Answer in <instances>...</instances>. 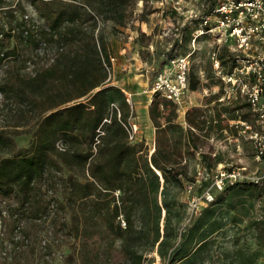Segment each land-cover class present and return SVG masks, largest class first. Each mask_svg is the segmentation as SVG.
<instances>
[{
    "label": "trees",
    "instance_id": "obj_1",
    "mask_svg": "<svg viewBox=\"0 0 264 264\" xmlns=\"http://www.w3.org/2000/svg\"><path fill=\"white\" fill-rule=\"evenodd\" d=\"M24 2L36 11L35 31L22 16ZM133 2L0 0V264H143L153 261L151 251L162 264H197L203 252L213 264L257 259L259 252L249 258L239 246L222 249L217 237L227 222L214 202L253 182L225 185L198 215L169 189L194 181L189 162L196 152L205 169L214 166L200 150L206 136L191 124L194 108L183 125L176 104L154 92L153 149L130 137L134 110L110 82L113 55L99 21L124 26ZM203 4L196 28L216 0ZM41 42L43 55L36 52ZM47 54L53 59L41 63ZM97 128L103 133L94 143ZM22 134H29L25 145L15 139ZM58 138L64 150L55 147ZM200 183L202 189L206 181ZM27 221L45 225L40 248L28 242ZM247 228L264 242V220Z\"/></svg>",
    "mask_w": 264,
    "mask_h": 264
},
{
    "label": "rangeland",
    "instance_id": "obj_2",
    "mask_svg": "<svg viewBox=\"0 0 264 264\" xmlns=\"http://www.w3.org/2000/svg\"><path fill=\"white\" fill-rule=\"evenodd\" d=\"M202 4L203 0H134L132 14L124 26L113 27L111 21L100 20L99 26L108 42L110 54L115 57L110 68V82L123 89L134 110V115L129 118L132 141L143 138L148 151H151L155 136L148 112L150 100L147 102V99L152 97V83L158 73L173 71L171 60L177 54L191 52L189 90L176 104V121L186 125V112L194 108L190 111L193 114L191 124L197 126L194 130L206 136L200 150L209 154L214 166L205 169L203 180L206 185L201 189V183L195 181V164L200 160V153L196 152L195 159L189 162V174L194 177L192 187L189 189L187 185L179 190L170 186L169 189L186 203L188 213L198 215L207 204L201 197L203 192L210 190L216 194L221 190L212 177L217 164L222 163L227 168L244 166L247 178L241 182L254 184L229 188L214 201L222 220L227 222L217 241L225 251L241 247L249 258L259 252L255 262L251 263L259 264L264 242L253 237V231L247 227L253 220H264V160L255 157L253 143L243 138L238 131L239 126L230 125L233 120H251L252 112L239 90L225 83L214 67L212 52L216 50L215 55L222 65L221 72L232 68L235 61L228 49L231 45L229 40L223 36L217 41L219 34L208 32L198 35L194 43L191 41L190 32L197 27L194 18L202 13ZM124 79L132 86L129 87ZM28 138L29 134L15 137L19 145H25ZM200 165L205 167L203 163ZM192 198L195 199L194 204ZM25 224L28 242H35L40 248L37 240L43 234L45 225L30 221ZM64 252L65 246L56 253ZM149 256L153 257L152 251ZM196 259L202 260L197 264H213L206 252L200 253ZM149 261L143 264H150ZM230 262L227 259L225 264ZM158 264H162L159 257Z\"/></svg>",
    "mask_w": 264,
    "mask_h": 264
},
{
    "label": "built area",
    "instance_id": "obj_3",
    "mask_svg": "<svg viewBox=\"0 0 264 264\" xmlns=\"http://www.w3.org/2000/svg\"><path fill=\"white\" fill-rule=\"evenodd\" d=\"M25 9L22 16L26 21V26L35 31L40 24L36 11L29 3ZM26 32L24 31V33ZM208 32H217L219 34L217 41L223 36L229 40L231 45L228 46V49L235 61L232 68L225 73L221 72L222 65L215 55L216 50L212 52L214 67L218 69V73H221V78L225 83H229L230 87L239 90L247 100L252 112L251 120H233L230 125L239 126L238 131L243 138L253 143L255 157L264 160V0H216L212 13L202 16L198 28L192 32V43L198 35ZM46 46L45 42H41L36 52L43 55ZM190 54L191 52L177 54L171 60L173 71L158 73L152 83L151 92H158L166 99L179 104L189 90ZM47 55L49 57L43 56L40 59L41 63L42 61L48 62L45 59L50 61L54 57L52 54ZM114 61L115 57L110 56L111 65ZM25 66L26 70L30 71L33 62L27 60ZM102 133L103 131L97 128L94 143L99 141L98 136ZM130 137H132L131 133ZM55 147L58 150H64L66 144L61 138H58L55 141ZM195 166V181L201 182L205 179V167H201L199 162ZM244 169V166L227 168L222 163H218L212 176L214 183L217 188L222 189L227 184L245 180L247 176ZM191 187L190 183L188 188ZM201 197L204 201L209 202L213 200L214 194L210 190H206ZM191 201L193 204L195 203L194 198ZM120 223L122 226L125 225L122 218H120ZM152 256L155 260L150 264H158L156 251L152 252ZM259 264H264V255H262Z\"/></svg>",
    "mask_w": 264,
    "mask_h": 264
},
{
    "label": "crops",
    "instance_id": "obj_4",
    "mask_svg": "<svg viewBox=\"0 0 264 264\" xmlns=\"http://www.w3.org/2000/svg\"><path fill=\"white\" fill-rule=\"evenodd\" d=\"M129 87H131L132 85H131V83L130 82H128L127 80H123ZM149 100H151L150 98H148L147 99V102H149ZM262 255H264V253H262ZM262 255H261V257H262ZM261 257H260V259H261ZM260 259H259V262H260Z\"/></svg>",
    "mask_w": 264,
    "mask_h": 264
}]
</instances>
